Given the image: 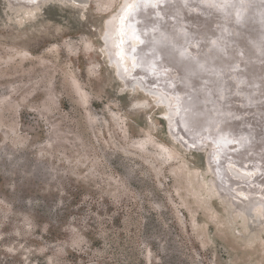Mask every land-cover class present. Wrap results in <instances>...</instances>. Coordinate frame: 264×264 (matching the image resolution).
<instances>
[{
	"label": "rangeland",
	"instance_id": "1",
	"mask_svg": "<svg viewBox=\"0 0 264 264\" xmlns=\"http://www.w3.org/2000/svg\"><path fill=\"white\" fill-rule=\"evenodd\" d=\"M26 1L32 4L0 0V264H264V195L249 191L258 183L221 178L249 189L248 199L259 196L248 204L222 195L214 182L220 163L249 176L264 162L227 163L215 141L220 126L203 147L187 146L169 133L165 107L115 74L102 35L130 3ZM161 1L146 2L159 11ZM211 3L202 5L220 8ZM252 5L232 0L229 7L247 16ZM131 42L125 50L139 69L142 42ZM204 43L187 44L189 56L204 57ZM165 69L164 82L175 87L191 77L188 86L198 84L217 110H233L234 95L264 107V89L258 98L256 88L241 87L254 84L239 72L213 68L202 81V74ZM239 143H231L232 153L242 151Z\"/></svg>",
	"mask_w": 264,
	"mask_h": 264
},
{
	"label": "bare ground",
	"instance_id": "2",
	"mask_svg": "<svg viewBox=\"0 0 264 264\" xmlns=\"http://www.w3.org/2000/svg\"><path fill=\"white\" fill-rule=\"evenodd\" d=\"M146 1L148 0H127L130 4L127 8L120 11L117 22L115 24L109 22L107 25L108 30L105 36L107 41L104 40L102 35L103 45L105 42L108 45L109 40V47L112 45L115 47V52L114 50H110L112 56L107 51L110 55V65L112 64L111 66L115 74L119 76L118 65H124L126 69L130 65L135 69L134 73L140 75V77H135L136 79L152 77L153 81L148 80L149 84H145V86L152 92H158L156 94L157 96L149 93L145 88L139 87V85L137 88L145 93L151 94L157 106L165 107L163 115L166 117L167 125H172L177 133L176 135L186 143L192 144L195 141H199L198 139H204L209 136L210 130L216 126H220L219 134L215 141L220 144L224 160L227 163L235 162L236 164L242 165L241 163L248 162L251 159L264 162V107L258 105L251 98L248 99V97L244 96L242 99L240 98L241 96L235 97L234 95V98L238 101L237 106L235 108L232 107L235 110H230V108L217 110L207 100V96L202 88L200 86L198 88L196 87L198 84L193 83V88L188 86V84H191L190 82H193L191 77L189 79L190 82L187 83L186 77L184 76L180 84L174 83L175 87H171L170 82H167L168 79L164 82L161 77L167 65H171L177 72L184 73L185 71H190V73H194L195 75L202 74L200 78L202 81H204L202 76L212 75L206 72L212 71L213 68L214 70L212 72L220 69L223 71L230 69L236 72L234 74L236 76L238 72L242 76H248L254 85H250L248 79L242 85L240 84V86L256 88L255 96L258 98L262 97L264 94L261 95L260 91L264 89V65L258 64L257 61L264 60V51L258 48V43L261 40L264 41V0H249V2L259 7H253L252 5L251 7L255 13L254 11H252L253 13L247 12V16L244 13L242 15L240 11L236 12L235 7H229L232 0H212V3L216 6L220 5V8L216 7L214 10L207 8V6L204 7L202 5L203 0H162L159 11H153L151 7L152 3ZM214 4L212 5L214 6ZM190 6H196L202 14L195 12V14L190 15L187 10ZM128 15H131V18L127 19ZM250 15L252 17L248 18ZM218 17H223V19L219 21L220 18ZM216 18L218 20L217 23ZM208 19L210 23H206ZM182 21L186 23L182 24ZM115 36L116 40L111 38ZM128 37L131 38L133 45L136 43L134 41L142 42V47L137 52V55L142 56V66L139 69L135 68L133 60L135 54L128 53L125 50L127 47L129 49L133 48L130 43H126ZM203 41L205 42L204 45L206 44L210 50L199 60L190 57V51L188 53L186 49L187 44L194 42L202 46ZM225 49H227V56L223 52ZM243 51L247 53V56H245V53H242ZM221 52L224 54L221 55ZM236 62L238 63L236 64ZM126 69L124 70V75L130 77L129 74L133 71L132 69ZM244 71L246 72L244 73ZM231 75L233 74L227 73L225 77L229 78ZM241 82L242 80L239 83ZM153 85H156V88ZM163 97L173 106V112L171 113L172 119L168 118L169 108L161 102ZM181 108L182 114L178 117V114L181 113L179 110ZM256 108L261 109V113L255 114L254 112L257 111ZM225 109H228L229 112L227 113ZM238 112L241 115L239 117L235 116ZM224 115L228 118V120H225L226 118L224 119L225 122L229 121L227 125H221L218 122L219 119L223 120ZM177 123L179 127L175 128V124ZM235 140L240 141L237 146H240L242 151L239 152V149L237 153H232L230 146ZM237 146L235 147L237 148ZM219 166L220 179L217 178L214 181L217 189V183L219 182V185L222 186L221 191L223 194L227 193L231 198H239L241 202L248 201V204L260 201L259 196L264 195V189H260L264 185V174H259V176L255 177V173L258 168H262L264 171V166L259 165L249 176H245L237 171L238 175H235L232 173V168L227 165L226 167L224 163H220ZM225 176L237 178L246 183L250 181H247V179H252L251 182L253 184L258 183V186L255 184L258 188L250 187L251 189L248 190L254 194H259V196H254L255 199L254 197L248 199V190L237 189L238 187L235 190V181H228L226 184H222L225 181L223 179ZM221 178L223 179L222 182ZM236 192L239 197L236 194L234 195ZM241 202L238 204H241ZM249 212L250 210L247 213L249 214ZM251 213L254 216L252 210Z\"/></svg>",
	"mask_w": 264,
	"mask_h": 264
},
{
	"label": "water",
	"instance_id": "3",
	"mask_svg": "<svg viewBox=\"0 0 264 264\" xmlns=\"http://www.w3.org/2000/svg\"><path fill=\"white\" fill-rule=\"evenodd\" d=\"M13 4H15V3H19L20 5H26V4H32L31 2H29V1H25V0H10ZM241 7H242V9L244 10V12H245V9L246 8H248V5H246L245 3L243 4H241ZM250 9V8H249ZM185 15H187V14H185ZM244 21H247V20H244ZM206 23H210V20L208 19L207 21H206ZM104 40H106L107 41V38L105 39L104 38ZM262 44V45H261ZM106 47H107V51L111 54V56H112V53H111V51H110V47H109V40H108V45H106ZM258 48L259 49H262L263 51H264V41H260L259 43H258ZM119 66V76H120V78H122V79H124V80H126V82H127V85L128 86H130V87H132L133 89H135L136 88V86H138L139 85V87H141V88H145L146 89V91H148L149 93H152V94H158V92H152L149 88L147 89V87L145 86V84H149V82H148V80H152L153 81V79H152V77H146L147 79H141V78H138V79H136L135 78V76L134 77H126V75H124V70L126 69L125 67H124V65H118ZM125 74H126V72H125ZM131 81V82H130ZM178 83V82H177ZM180 84V83H179ZM153 87H155L156 88V85H153ZM196 95V94H195ZM157 96V95H156ZM161 102L166 106V107H168L169 108V110H170V112H169V114H168V118L169 119H172V116H171V113L173 112V109H172V105H170V103H168V100L165 98V97H163L162 99H161ZM162 118L163 119H165L166 117H165V115H162ZM166 120V119H165ZM218 122H219V124H225V125H227L228 123H229V121H226L225 122V120H224V118H223V120H218ZM231 124V123H230ZM180 127H182L181 125H180ZM167 129H168V131L169 132H171L172 133V135L173 136H175L176 138H178V139H180V137H178V135H176L177 133L175 132V130H174V128L172 127V125L171 126H169V125H167ZM182 141H183V139H181ZM197 140V139H196ZM199 141H195L194 143H186L185 141H183L185 144H187V146H191L192 148H200V147H203L204 145H206V141H205V139H198ZM208 161L210 162V164H213L214 163V161L211 159V157L208 159ZM213 168V170H214V172H216L217 173V168L215 169V167H212ZM232 173H234L235 175H238V173L235 171V169H232ZM217 174H219V173H217ZM219 178V177H218ZM218 182V181H217ZM218 184V190L222 193V195H223V192L221 191V185H219V182L217 183ZM238 200H241V199H239L238 198ZM235 204H236V202H235ZM239 207V209H241V206H238ZM248 216L249 217H254V216H252V213H251V210H250V212H249V214H248Z\"/></svg>",
	"mask_w": 264,
	"mask_h": 264
}]
</instances>
